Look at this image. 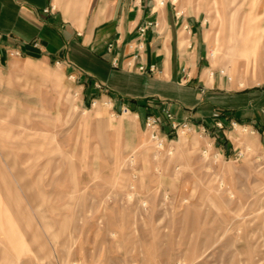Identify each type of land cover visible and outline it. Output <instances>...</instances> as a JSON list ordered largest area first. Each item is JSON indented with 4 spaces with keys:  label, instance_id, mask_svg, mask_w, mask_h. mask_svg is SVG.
Returning <instances> with one entry per match:
<instances>
[{
    "label": "rangeland",
    "instance_id": "1",
    "mask_svg": "<svg viewBox=\"0 0 264 264\" xmlns=\"http://www.w3.org/2000/svg\"><path fill=\"white\" fill-rule=\"evenodd\" d=\"M187 2L211 66L264 87V0ZM34 68L37 119L0 112V264H264L262 135L235 126L220 147L195 126L159 150L147 131L113 151L95 119L108 105Z\"/></svg>",
    "mask_w": 264,
    "mask_h": 264
},
{
    "label": "crops",
    "instance_id": "2",
    "mask_svg": "<svg viewBox=\"0 0 264 264\" xmlns=\"http://www.w3.org/2000/svg\"><path fill=\"white\" fill-rule=\"evenodd\" d=\"M189 8L187 0H0V112L14 104L37 119L38 85L27 74L44 65L81 92L85 107L108 105L95 119L109 127L113 151L139 145L151 115L162 119L167 140L175 138L166 110L208 128L220 147L235 126L264 138V87L238 89L211 66L202 17ZM155 22L141 37L140 28ZM217 111L223 129L215 126Z\"/></svg>",
    "mask_w": 264,
    "mask_h": 264
},
{
    "label": "built area",
    "instance_id": "3",
    "mask_svg": "<svg viewBox=\"0 0 264 264\" xmlns=\"http://www.w3.org/2000/svg\"><path fill=\"white\" fill-rule=\"evenodd\" d=\"M160 5H164V1H161ZM53 10H55V6L51 5V7L49 9H46L45 12H50ZM150 26L156 27L157 22L148 23V25L140 28V36L141 37L144 36V33L146 32L147 28ZM110 48H112V45H110ZM138 49H141V42L138 44ZM139 70L144 71L145 67L140 66ZM150 70L153 71L154 67L152 66ZM221 73H223V71H221ZM164 115H165L166 119L170 122L171 130L175 133V136H179L181 130L183 132L184 131H190L195 127L187 121H182V122L176 121L174 119L173 114L167 110L164 111ZM220 117H221V113L219 111H217L213 114V118L216 120L215 126L219 129H223L224 123H223V121L220 120ZM162 124H163L162 119L160 117H157L156 115L148 116L146 119V123H145V127H146L147 131L149 132L150 140L154 143L155 147L159 150H163L165 148V145L167 142L166 135L161 130ZM202 129L204 132L207 131V128H205V127ZM249 129H251V131H250L251 134L260 133V131L257 128L256 129L255 128H249ZM240 155H242V153Z\"/></svg>",
    "mask_w": 264,
    "mask_h": 264
},
{
    "label": "bare ground",
    "instance_id": "4",
    "mask_svg": "<svg viewBox=\"0 0 264 264\" xmlns=\"http://www.w3.org/2000/svg\"><path fill=\"white\" fill-rule=\"evenodd\" d=\"M95 104H97V103H95ZM237 127H241V126H237Z\"/></svg>",
    "mask_w": 264,
    "mask_h": 264
}]
</instances>
